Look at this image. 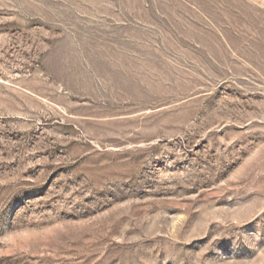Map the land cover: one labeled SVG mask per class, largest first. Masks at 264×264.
Here are the masks:
<instances>
[{"label": "rangeland", "instance_id": "rangeland-1", "mask_svg": "<svg viewBox=\"0 0 264 264\" xmlns=\"http://www.w3.org/2000/svg\"><path fill=\"white\" fill-rule=\"evenodd\" d=\"M0 264H264V0H0Z\"/></svg>", "mask_w": 264, "mask_h": 264}]
</instances>
